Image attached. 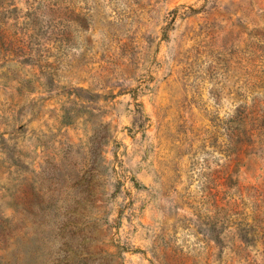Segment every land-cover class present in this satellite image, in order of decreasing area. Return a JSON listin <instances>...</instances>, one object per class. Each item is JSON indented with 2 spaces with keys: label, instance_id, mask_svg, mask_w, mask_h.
<instances>
[{
  "label": "rangeland",
  "instance_id": "rangeland-1",
  "mask_svg": "<svg viewBox=\"0 0 264 264\" xmlns=\"http://www.w3.org/2000/svg\"><path fill=\"white\" fill-rule=\"evenodd\" d=\"M0 264H264V0H0Z\"/></svg>",
  "mask_w": 264,
  "mask_h": 264
}]
</instances>
